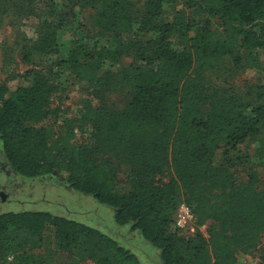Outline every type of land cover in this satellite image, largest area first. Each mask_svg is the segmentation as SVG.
<instances>
[{"label":"trees","instance_id":"1","mask_svg":"<svg viewBox=\"0 0 264 264\" xmlns=\"http://www.w3.org/2000/svg\"><path fill=\"white\" fill-rule=\"evenodd\" d=\"M89 9L95 34L111 46L77 41L52 61L59 32L83 29L78 20ZM27 20L35 22L33 38L18 29ZM4 25L12 42L0 48V153L18 176L56 178L93 197L114 211L117 226L156 249L161 264H236L235 253L256 249L264 190L252 176L238 181L234 162L242 163L238 146L250 139L264 157V84L218 89L204 81L226 65H255L264 53V0H0ZM17 60L27 68L22 74ZM59 69L85 95L71 118L49 109ZM48 117L56 130L37 127ZM89 127L77 144L75 134ZM112 160L129 168L122 193ZM167 170L174 178L162 184L157 177ZM181 203L195 218L189 236L172 229ZM206 224L205 239L198 230ZM58 253L68 264H141L75 221L47 212L0 215V264H53Z\"/></svg>","mask_w":264,"mask_h":264},{"label":"rangeland","instance_id":"2","mask_svg":"<svg viewBox=\"0 0 264 264\" xmlns=\"http://www.w3.org/2000/svg\"><path fill=\"white\" fill-rule=\"evenodd\" d=\"M144 3L146 0H139ZM93 11L85 10L80 18L84 27L77 30L76 27L59 32L57 39L59 43L60 54L52 58V61L63 60L66 52L72 47L73 43L82 41L90 48L110 47L111 42L108 37L96 35L95 30L90 24V17ZM172 10H168L164 15V20H169L172 16ZM33 21H25L21 24V32H24L28 38H33ZM91 32V33H90ZM3 42H12V29L4 25L0 29V48ZM131 58L125 57L122 60L123 65H129ZM228 64V62H227ZM239 69L238 71L230 69L227 65L223 66L218 72L212 73L205 78L204 83L211 88L224 89L228 86L240 87L243 84L256 86L264 84V53H261L255 65ZM1 69V54H0ZM27 68L17 60L15 70L22 74ZM55 76L51 81L59 86L57 93L50 99V110H57L61 117H73L79 108V101L85 98L79 85H76L67 75L65 69L55 71ZM5 80V76L0 71V82ZM17 80L6 82L12 90ZM246 82V83H245ZM89 99L95 103L93 96ZM115 99V98H113ZM53 126L56 130L58 126L51 118H46L44 122L37 125ZM91 130L90 127L84 133L75 134V142H86ZM258 143L250 139L243 145L238 146L242 163H235V177L238 181L246 182L248 177H254L255 188L257 191L264 190V157L257 153ZM234 156V155H233ZM222 159V153L216 152L214 163L217 164ZM115 172L114 186L117 192H124L128 189L126 175L128 166L120 161L112 160ZM174 178L171 171H164L157 180L160 183H168ZM22 212H47L53 216L62 217L85 225L115 240L121 247L134 254L141 264H161L159 253L151 245L145 242L139 233L134 232L130 227H119L114 222V211L109 207L100 205L91 196L77 193L69 188L62 181L51 177H40L35 179H24L18 176L6 162L0 153V215L7 213ZM209 224H206L198 232L206 239V231ZM194 233V232H193ZM68 255L58 253L54 257L53 264H68ZM236 264H264V234L261 235L258 245L250 254L244 255L235 253ZM10 258L8 262H10Z\"/></svg>","mask_w":264,"mask_h":264},{"label":"built area","instance_id":"3","mask_svg":"<svg viewBox=\"0 0 264 264\" xmlns=\"http://www.w3.org/2000/svg\"><path fill=\"white\" fill-rule=\"evenodd\" d=\"M195 218L191 210L181 203L173 217L172 229L178 231L183 236L192 235L194 232Z\"/></svg>","mask_w":264,"mask_h":264}]
</instances>
